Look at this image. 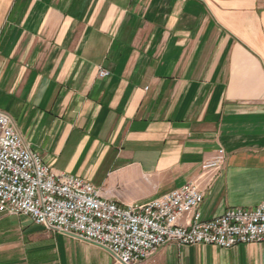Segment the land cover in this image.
<instances>
[{
	"label": "crops",
	"instance_id": "0c3cea01",
	"mask_svg": "<svg viewBox=\"0 0 264 264\" xmlns=\"http://www.w3.org/2000/svg\"><path fill=\"white\" fill-rule=\"evenodd\" d=\"M0 112L55 173L123 207L194 183L204 220L255 208L264 202V0H0ZM0 264L120 262L0 214ZM135 264H264V243L171 242Z\"/></svg>",
	"mask_w": 264,
	"mask_h": 264
},
{
	"label": "built area",
	"instance_id": "2783aa9c",
	"mask_svg": "<svg viewBox=\"0 0 264 264\" xmlns=\"http://www.w3.org/2000/svg\"><path fill=\"white\" fill-rule=\"evenodd\" d=\"M98 76L104 79L110 72L99 69ZM221 163L217 159L204 167ZM203 201L194 183L139 206L103 199L87 180L55 173L0 112V214L24 216L47 230L96 244L120 264L147 260L171 242L221 249L264 243V202L204 220ZM184 216L190 217L181 223Z\"/></svg>",
	"mask_w": 264,
	"mask_h": 264
},
{
	"label": "rangeland",
	"instance_id": "374dc122",
	"mask_svg": "<svg viewBox=\"0 0 264 264\" xmlns=\"http://www.w3.org/2000/svg\"><path fill=\"white\" fill-rule=\"evenodd\" d=\"M47 230V229H46ZM48 231H50V230H48ZM54 232V231H53Z\"/></svg>",
	"mask_w": 264,
	"mask_h": 264
}]
</instances>
